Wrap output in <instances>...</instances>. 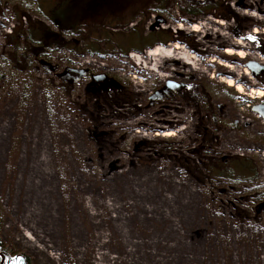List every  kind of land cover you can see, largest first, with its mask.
Listing matches in <instances>:
<instances>
[{
  "label": "rangeland",
  "instance_id": "obj_1",
  "mask_svg": "<svg viewBox=\"0 0 264 264\" xmlns=\"http://www.w3.org/2000/svg\"><path fill=\"white\" fill-rule=\"evenodd\" d=\"M41 1L0 0L3 247L31 264H264V0H193L216 6L95 24L93 51L66 33L35 54L31 23L58 31ZM176 42L200 69L138 71L132 54ZM226 63L250 70L241 93ZM233 157L248 178L210 172Z\"/></svg>",
  "mask_w": 264,
  "mask_h": 264
},
{
  "label": "trees",
  "instance_id": "obj_2",
  "mask_svg": "<svg viewBox=\"0 0 264 264\" xmlns=\"http://www.w3.org/2000/svg\"><path fill=\"white\" fill-rule=\"evenodd\" d=\"M215 4L210 1L197 8L196 5L199 4L193 0H53V2L42 0L38 4L40 10L55 24L58 31L46 27L39 21L32 22L28 39L33 43L31 42L28 48L35 54H40L43 50L51 47L60 49L64 46V34L69 33L80 36L79 43L93 51L91 46L95 43V24L97 29L109 25L117 28L121 21H124L125 25H129L136 22L138 18H141L142 23H146L154 12L174 16L176 9L185 14L199 15L204 13L205 9L215 8ZM18 34L19 31H16L14 36L17 37ZM109 34L107 38L119 47H122L121 43L129 44L135 41V38L123 36L121 33L110 31ZM102 37L100 36L98 40ZM173 38L174 35L169 30L168 40H173ZM144 45L147 44L144 43ZM130 49L132 46H127L126 52ZM209 170L213 174L244 180L249 177V172L252 169L246 163V159L233 157L227 163H212ZM0 245H3L1 240ZM17 255L20 264L32 263L31 258L26 253L21 252Z\"/></svg>",
  "mask_w": 264,
  "mask_h": 264
},
{
  "label": "bare ground",
  "instance_id": "obj_3",
  "mask_svg": "<svg viewBox=\"0 0 264 264\" xmlns=\"http://www.w3.org/2000/svg\"><path fill=\"white\" fill-rule=\"evenodd\" d=\"M220 24L224 25V22L220 21ZM192 31L199 32L200 26L197 24H194V26L192 27ZM254 33H259V32L256 29L254 31ZM182 53H183V46H181L178 42H176L173 45H171L169 48L162 47V46H155V47L149 49V51L146 53V55L144 57H141L137 54H132L131 56L134 58V60H136V62L135 61L134 62L138 65V67L136 66L138 71L148 70V69L154 70V71H161V69H163V70H165L167 68L169 69L170 67L168 64L164 63V59H169L170 61L182 60L186 64L184 66L185 68L200 69V67L198 66L199 62L195 58V56L192 55V56H190V58L188 57L186 60V53H183V54ZM225 53H226V56L234 55L236 53V55H238L239 58H241V59L246 58L245 50H239L238 52H234V49L232 47H227V49L225 50ZM180 54H182V55H180ZM133 58H131L128 61V63L130 65H133ZM139 65L141 66V68H139ZM187 65H188V67H187ZM225 65L227 67L231 68V70L228 72L231 76L232 75L233 76L227 77L226 79H224V82L230 87H235L238 90V92L241 93L244 89V86L241 82H237V79L238 80L239 79L245 80L247 77L250 78V76H249V74L251 73L250 70L247 67L244 68V74L241 75L238 72V69L236 67L234 68V66L231 63H226ZM171 70L174 71V69H171ZM171 70L169 72L173 73V71H171ZM171 73L168 74L169 77L173 76ZM251 92L255 93L259 96H262L264 94L263 89L255 88V87H252ZM161 135L164 137H168V136L174 135V132L171 130H167V131L163 132Z\"/></svg>",
  "mask_w": 264,
  "mask_h": 264
},
{
  "label": "flooded vegetation",
  "instance_id": "obj_4",
  "mask_svg": "<svg viewBox=\"0 0 264 264\" xmlns=\"http://www.w3.org/2000/svg\"><path fill=\"white\" fill-rule=\"evenodd\" d=\"M0 264H20L17 253L0 245Z\"/></svg>",
  "mask_w": 264,
  "mask_h": 264
},
{
  "label": "water",
  "instance_id": "obj_5",
  "mask_svg": "<svg viewBox=\"0 0 264 264\" xmlns=\"http://www.w3.org/2000/svg\"><path fill=\"white\" fill-rule=\"evenodd\" d=\"M100 77H104V76H100ZM100 77H98V78H100Z\"/></svg>",
  "mask_w": 264,
  "mask_h": 264
}]
</instances>
